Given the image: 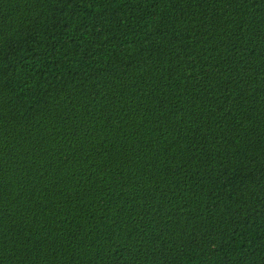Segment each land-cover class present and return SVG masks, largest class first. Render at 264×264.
<instances>
[{"label":"trees","instance_id":"16d2710c","mask_svg":"<svg viewBox=\"0 0 264 264\" xmlns=\"http://www.w3.org/2000/svg\"><path fill=\"white\" fill-rule=\"evenodd\" d=\"M0 264H264V0H0Z\"/></svg>","mask_w":264,"mask_h":264}]
</instances>
